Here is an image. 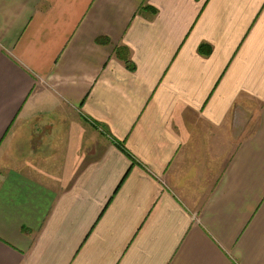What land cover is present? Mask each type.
<instances>
[{
	"label": "crops",
	"instance_id": "0c3cea01",
	"mask_svg": "<svg viewBox=\"0 0 264 264\" xmlns=\"http://www.w3.org/2000/svg\"><path fill=\"white\" fill-rule=\"evenodd\" d=\"M0 264H264V0H0Z\"/></svg>",
	"mask_w": 264,
	"mask_h": 264
},
{
	"label": "trees",
	"instance_id": "16d2710c",
	"mask_svg": "<svg viewBox=\"0 0 264 264\" xmlns=\"http://www.w3.org/2000/svg\"><path fill=\"white\" fill-rule=\"evenodd\" d=\"M142 10H144V11H148V12H150L152 15L155 14V10H154V9H151L150 7H142ZM101 41H102V40H100V42H101ZM98 42H99V41H98ZM210 52H211V48H210L209 46H206V45H201V46L199 47V49H198V53H199L200 55H208ZM115 53H116V56H117L118 60L122 61L130 71H133V70H134V68H133V66H132V64H131V62H130V60H129V58H128L129 52H128V49H127V48H124V47H122V48H117L116 51H115ZM99 127H100V126H99ZM100 128H101V127H100ZM101 129H102V130H101V131H102V132H101L102 134H104V135H108L107 132H105V130H104L103 128H101ZM111 141H112V143H114V145H116V147H117L120 151H122V153H124L126 156L130 157V155H129L128 152L125 150V148L123 147L122 144L116 142V141L113 140V139H112ZM130 158H131V157H130Z\"/></svg>",
	"mask_w": 264,
	"mask_h": 264
}]
</instances>
